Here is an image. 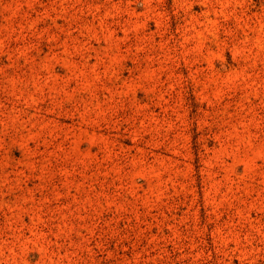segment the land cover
Listing matches in <instances>:
<instances>
[{"label":"rangeland","instance_id":"1","mask_svg":"<svg viewBox=\"0 0 264 264\" xmlns=\"http://www.w3.org/2000/svg\"><path fill=\"white\" fill-rule=\"evenodd\" d=\"M0 264H264V0H0Z\"/></svg>","mask_w":264,"mask_h":264}]
</instances>
